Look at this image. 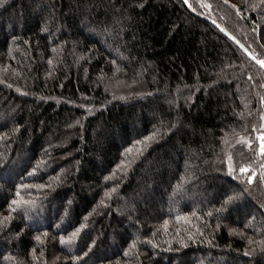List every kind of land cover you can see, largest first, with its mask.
I'll list each match as a JSON object with an SVG mask.
<instances>
[{
    "label": "trees",
    "instance_id": "trees-1",
    "mask_svg": "<svg viewBox=\"0 0 264 264\" xmlns=\"http://www.w3.org/2000/svg\"><path fill=\"white\" fill-rule=\"evenodd\" d=\"M187 3L0 0V264H264V0Z\"/></svg>",
    "mask_w": 264,
    "mask_h": 264
},
{
    "label": "water",
    "instance_id": "water-1",
    "mask_svg": "<svg viewBox=\"0 0 264 264\" xmlns=\"http://www.w3.org/2000/svg\"><path fill=\"white\" fill-rule=\"evenodd\" d=\"M185 6L188 7V3L185 2ZM209 23H211L220 33H222L223 35L229 36V33L221 28L217 23H215L213 20L209 19V18H205ZM238 46L243 50L244 54L255 64L260 65V63H258V60L256 59L241 43L237 42Z\"/></svg>",
    "mask_w": 264,
    "mask_h": 264
},
{
    "label": "snow or ice",
    "instance_id": "snow-or-ice-1",
    "mask_svg": "<svg viewBox=\"0 0 264 264\" xmlns=\"http://www.w3.org/2000/svg\"><path fill=\"white\" fill-rule=\"evenodd\" d=\"M185 2H187V0H185ZM258 63H260L261 66L264 67V61H258ZM261 141H262V143H261V151L264 152V137H261ZM241 171L247 172L248 170L247 169H242ZM249 182H251V180Z\"/></svg>",
    "mask_w": 264,
    "mask_h": 264
},
{
    "label": "rangeland",
    "instance_id": "rangeland-1",
    "mask_svg": "<svg viewBox=\"0 0 264 264\" xmlns=\"http://www.w3.org/2000/svg\"><path fill=\"white\" fill-rule=\"evenodd\" d=\"M9 117L11 116V114L9 113V114H7ZM261 143H262V141L260 142V145H261Z\"/></svg>",
    "mask_w": 264,
    "mask_h": 264
}]
</instances>
